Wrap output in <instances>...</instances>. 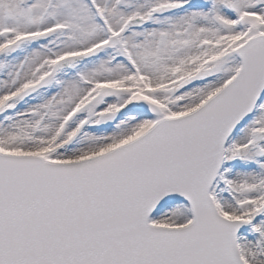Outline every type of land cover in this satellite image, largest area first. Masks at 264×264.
Wrapping results in <instances>:
<instances>
[{
  "label": "snow or ice",
  "instance_id": "obj_1",
  "mask_svg": "<svg viewBox=\"0 0 264 264\" xmlns=\"http://www.w3.org/2000/svg\"><path fill=\"white\" fill-rule=\"evenodd\" d=\"M0 264H264V0H0Z\"/></svg>",
  "mask_w": 264,
  "mask_h": 264
}]
</instances>
